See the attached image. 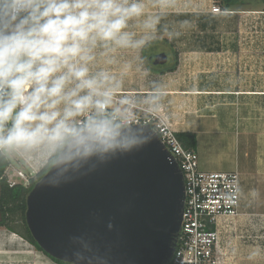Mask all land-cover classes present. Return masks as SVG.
Instances as JSON below:
<instances>
[{
	"label": "clouds",
	"instance_id": "1",
	"mask_svg": "<svg viewBox=\"0 0 264 264\" xmlns=\"http://www.w3.org/2000/svg\"><path fill=\"white\" fill-rule=\"evenodd\" d=\"M161 19L144 0H0V156H51L57 185L150 139L127 98L114 105L120 82L92 65L98 47L144 48Z\"/></svg>",
	"mask_w": 264,
	"mask_h": 264
},
{
	"label": "water",
	"instance_id": "2",
	"mask_svg": "<svg viewBox=\"0 0 264 264\" xmlns=\"http://www.w3.org/2000/svg\"><path fill=\"white\" fill-rule=\"evenodd\" d=\"M153 64L166 61L164 53ZM150 139L95 158L53 185L55 166L27 197L26 222L48 255L72 264H167L182 228L181 168L150 124ZM1 196V184H0Z\"/></svg>",
	"mask_w": 264,
	"mask_h": 264
},
{
	"label": "rangeland",
	"instance_id": "3",
	"mask_svg": "<svg viewBox=\"0 0 264 264\" xmlns=\"http://www.w3.org/2000/svg\"><path fill=\"white\" fill-rule=\"evenodd\" d=\"M165 1H172L165 7L168 11L179 8L181 3ZM233 8L232 12L217 14L222 17L207 30L200 18L199 25L195 23L198 32L193 40L194 47L208 52V65H216L214 87L218 89L226 81L222 74L228 73L231 82L225 88L231 85L234 91L196 95V109L200 113L207 106L224 122L231 121L230 130L239 141L238 153L227 155L226 141L206 136L207 143L212 144L205 147L206 151H199V163L242 172L241 214L221 221V264H264V0H245ZM34 153L39 152L27 154ZM46 156L41 153L42 162ZM20 161L24 164V160ZM13 226L17 232L0 226V264H57L21 236L20 222Z\"/></svg>",
	"mask_w": 264,
	"mask_h": 264
},
{
	"label": "crops",
	"instance_id": "4",
	"mask_svg": "<svg viewBox=\"0 0 264 264\" xmlns=\"http://www.w3.org/2000/svg\"><path fill=\"white\" fill-rule=\"evenodd\" d=\"M215 1L175 0L181 2L179 8L168 11L165 7L168 4L172 5V1L144 0L147 14L159 13L162 16L151 42L140 50L108 51L104 47H98L92 71L105 70L111 73L121 85L116 93L118 97L134 96L137 103L146 106L164 105L177 133L184 131L196 133L198 155L199 151H206V148L211 146L212 143H207L208 140L205 138L213 135L226 141L228 151L226 153L233 156L238 153L239 141L230 130L231 121L224 122L221 115L212 114V108L207 106L200 109L202 111L200 113L196 109V95L234 92L230 89L231 85L225 88V84L231 82V75L228 73L221 76L226 78V81L218 86V89L214 87V77H218L214 73L216 65H208L210 57L207 51L194 47L196 44L193 38H197L196 25H199V19L201 18L203 28L207 30L209 25H213V21L222 17L211 12ZM225 9L232 12L236 8ZM132 30L138 35L141 32L139 27H133ZM160 53L166 55V61L162 64H153L150 59ZM154 88H160L164 93L156 101L150 99ZM119 104L114 102V105ZM199 166L204 171H222L200 163Z\"/></svg>",
	"mask_w": 264,
	"mask_h": 264
},
{
	"label": "built area",
	"instance_id": "5",
	"mask_svg": "<svg viewBox=\"0 0 264 264\" xmlns=\"http://www.w3.org/2000/svg\"><path fill=\"white\" fill-rule=\"evenodd\" d=\"M211 12L217 15L228 10L214 3ZM121 99L116 95L114 102L120 103ZM127 99L130 101L131 122L135 125L150 124L183 173L186 197L182 228L176 249L167 264H221V221L241 214L244 198L242 173L238 169L201 170L198 152L183 145L164 105L146 106L137 103L134 96ZM38 152L37 155H6L9 164L0 179L4 178L11 187L29 185L30 179L36 177L51 157L47 155L42 162V152ZM20 160H24V164ZM24 166L29 170L26 171Z\"/></svg>",
	"mask_w": 264,
	"mask_h": 264
},
{
	"label": "trees",
	"instance_id": "6",
	"mask_svg": "<svg viewBox=\"0 0 264 264\" xmlns=\"http://www.w3.org/2000/svg\"><path fill=\"white\" fill-rule=\"evenodd\" d=\"M244 1L245 0H216L215 2L220 4L221 7L231 8L238 7L239 5L243 4ZM177 136L186 148L196 149V133L184 131L177 133ZM8 164L9 161L6 156H0V178L3 176V173ZM52 165V157H50L44 167L36 175V177H32L30 179L29 185L18 184L11 187L4 178L0 179V226H4L7 229H10L11 231L17 232V230L13 226V223L20 222L23 229V231H21V236L28 240L37 250L43 252L46 256H48L52 261L56 262L57 264H72L66 261L56 259L45 253L43 249L39 246V244L35 241L26 222L27 197L35 186V184L46 174V172L51 168Z\"/></svg>",
	"mask_w": 264,
	"mask_h": 264
},
{
	"label": "bare ground",
	"instance_id": "7",
	"mask_svg": "<svg viewBox=\"0 0 264 264\" xmlns=\"http://www.w3.org/2000/svg\"><path fill=\"white\" fill-rule=\"evenodd\" d=\"M35 254V253H34Z\"/></svg>",
	"mask_w": 264,
	"mask_h": 264
}]
</instances>
